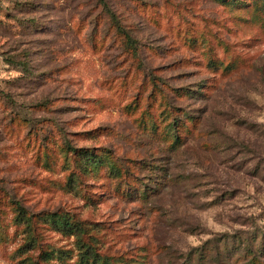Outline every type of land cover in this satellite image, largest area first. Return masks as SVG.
Returning <instances> with one entry per match:
<instances>
[{
	"label": "rangeland",
	"instance_id": "374dc122",
	"mask_svg": "<svg viewBox=\"0 0 264 264\" xmlns=\"http://www.w3.org/2000/svg\"><path fill=\"white\" fill-rule=\"evenodd\" d=\"M0 264H264V0H0Z\"/></svg>",
	"mask_w": 264,
	"mask_h": 264
},
{
	"label": "trees",
	"instance_id": "16d2710c",
	"mask_svg": "<svg viewBox=\"0 0 264 264\" xmlns=\"http://www.w3.org/2000/svg\"><path fill=\"white\" fill-rule=\"evenodd\" d=\"M222 1H225V0H222ZM100 12L101 14H104L106 16V18L108 17L109 21L113 24V26H115L116 28V32L122 34L123 36L126 37V40H129L130 37L125 33V30L122 29L121 25H120V22H119V18L116 16L115 12L113 11H110L108 8H107V4L106 3H101L100 4ZM99 18V15L97 14L93 20H96ZM98 21V20H97ZM103 43V42H102ZM179 92H176L174 93V96L176 97V99H180L182 98V96H185L187 98H192L194 96V92L191 91L190 93L189 92H186L185 94V91L182 93V94H178ZM176 114H177V117H176ZM172 121L169 122V131L168 133H171V128H172V138L174 140V144L175 143H178V141H180V125L182 124L183 121H181L179 118L181 116L182 120L183 118H185L187 115L183 114L182 112L178 113V110H177V113H174L172 111ZM175 115V116H173ZM83 159H85V161H89L90 158L88 156H83ZM61 227L63 229H65L66 232H68L70 235L72 236H80L83 234V230L80 229L79 227L77 226H73L71 224H69L68 222H64L61 224ZM259 261V260H258ZM253 262H254V259H253ZM260 262V261H259Z\"/></svg>",
	"mask_w": 264,
	"mask_h": 264
}]
</instances>
